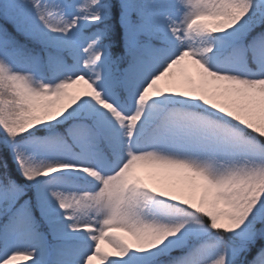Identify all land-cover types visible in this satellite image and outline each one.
<instances>
[{"label": "snow or ice", "instance_id": "6c2138e0", "mask_svg": "<svg viewBox=\"0 0 264 264\" xmlns=\"http://www.w3.org/2000/svg\"><path fill=\"white\" fill-rule=\"evenodd\" d=\"M96 261L264 264V0H0V264Z\"/></svg>", "mask_w": 264, "mask_h": 264}, {"label": "bare ground", "instance_id": "6f19581e", "mask_svg": "<svg viewBox=\"0 0 264 264\" xmlns=\"http://www.w3.org/2000/svg\"><path fill=\"white\" fill-rule=\"evenodd\" d=\"M101 247H102V249H104L106 251H112V249L110 248V246L106 242H104V241L101 242Z\"/></svg>", "mask_w": 264, "mask_h": 264}, {"label": "rangeland", "instance_id": "374dc122", "mask_svg": "<svg viewBox=\"0 0 264 264\" xmlns=\"http://www.w3.org/2000/svg\"><path fill=\"white\" fill-rule=\"evenodd\" d=\"M95 264H100V262H99V261H97V262H95Z\"/></svg>", "mask_w": 264, "mask_h": 264}]
</instances>
